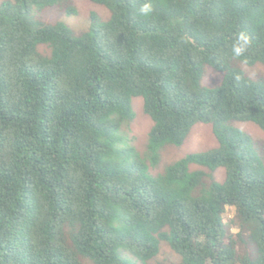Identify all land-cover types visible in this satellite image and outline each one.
<instances>
[{"label":"trees","instance_id":"1","mask_svg":"<svg viewBox=\"0 0 264 264\" xmlns=\"http://www.w3.org/2000/svg\"><path fill=\"white\" fill-rule=\"evenodd\" d=\"M89 1L110 16L81 33L35 17L72 0L0 4V264H149L164 242L170 264H264V152L236 125L264 132V79L237 67L264 65V0H150L149 18L144 0ZM240 31L252 46L233 60ZM197 124L217 146L151 174Z\"/></svg>","mask_w":264,"mask_h":264},{"label":"rangeland","instance_id":"2","mask_svg":"<svg viewBox=\"0 0 264 264\" xmlns=\"http://www.w3.org/2000/svg\"><path fill=\"white\" fill-rule=\"evenodd\" d=\"M8 0H0L6 2ZM72 6L76 9L75 15H67L66 11L60 7L47 8L42 12L36 13L35 17L49 23L62 22L70 25L75 33H81L89 28L91 23V16L95 15L99 22H105L109 19L110 13L104 6L92 3L89 0H72ZM42 50V48H40ZM237 67L241 69L244 74L253 80L264 79V65L256 64L252 67L239 63ZM223 78V73L218 72L206 66L201 84L204 87L213 88L218 86ZM133 110L135 112V119L129 129L130 144L135 147L141 154L146 150L148 141V134L153 125L152 121L143 112V101L141 98H135L132 102ZM241 129L248 133L256 142L258 147L264 152V132L252 123H236ZM217 146V141L212 134L211 126L209 124H197L193 127L190 135L180 147L166 146L161 152L160 163L158 167L151 168L150 173L156 175L164 172L166 166L172 162L184 157L189 153L204 151ZM191 169H204L200 166L191 165ZM214 179L217 182H222L225 178L223 168H218L213 172ZM235 232L236 230H232ZM127 260L131 264H141L135 261L131 256L126 255ZM124 257V256H123ZM180 258L170 249L167 243H161L160 254L149 264H157L163 262L170 264L177 262Z\"/></svg>","mask_w":264,"mask_h":264},{"label":"clouds","instance_id":"3","mask_svg":"<svg viewBox=\"0 0 264 264\" xmlns=\"http://www.w3.org/2000/svg\"><path fill=\"white\" fill-rule=\"evenodd\" d=\"M137 14L144 18H149L153 14V6L150 0H144L137 9ZM252 46L251 37L245 31L236 33L230 45V58L233 60H243ZM246 62V61H245Z\"/></svg>","mask_w":264,"mask_h":264}]
</instances>
